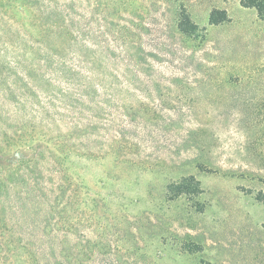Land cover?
<instances>
[{"label":"rangeland","instance_id":"obj_1","mask_svg":"<svg viewBox=\"0 0 264 264\" xmlns=\"http://www.w3.org/2000/svg\"><path fill=\"white\" fill-rule=\"evenodd\" d=\"M40 2L68 13L69 32L83 45L67 50L147 57L143 70L128 72L125 99L134 110L126 113L117 97L103 104L110 114L99 121L109 118V130L99 128L91 143L98 150L111 132L125 147L76 165L81 191L100 201L93 235L110 245L97 259L264 264V22L255 9L240 0ZM211 10H225L227 18L211 24ZM180 14L197 24L194 32L179 31ZM125 63L115 67L121 71ZM62 117L64 130L68 115ZM250 122L258 123L253 130ZM54 173L44 161L38 181L50 185ZM189 174L199 193L168 199L166 185ZM33 176L18 179L11 196L40 195L26 185Z\"/></svg>","mask_w":264,"mask_h":264},{"label":"trees","instance_id":"obj_2","mask_svg":"<svg viewBox=\"0 0 264 264\" xmlns=\"http://www.w3.org/2000/svg\"><path fill=\"white\" fill-rule=\"evenodd\" d=\"M40 3L0 0V264H109L99 261L97 254L109 253L110 245L95 239L91 227L100 201L88 189L81 191L76 165L82 158H104L125 147L111 132L98 150L91 143L99 128L109 130V118L99 121L101 114H110L103 104L111 105L117 97L126 113L134 110L125 99L128 72L143 70L147 57L67 50L83 45L69 32L68 13ZM240 5L254 8L264 22V0H240ZM226 18L225 10L208 15L211 24ZM177 27L189 34L197 24L180 14ZM120 60L126 63L118 71ZM63 113L68 115L64 130L59 125ZM250 124L246 127L253 130L258 123ZM44 161L57 178L50 185L38 181ZM26 172L34 174V182L26 183L29 189L42 193L27 199L11 196L19 188L18 179H28ZM175 179L180 180L166 185L168 199L199 193L191 174ZM86 211L87 219L81 218ZM86 223L89 229L81 231Z\"/></svg>","mask_w":264,"mask_h":264}]
</instances>
